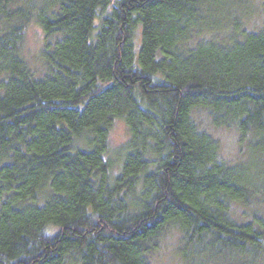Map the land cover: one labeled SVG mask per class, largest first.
<instances>
[{"label":"trees","instance_id":"obj_1","mask_svg":"<svg viewBox=\"0 0 264 264\" xmlns=\"http://www.w3.org/2000/svg\"><path fill=\"white\" fill-rule=\"evenodd\" d=\"M251 14L246 0H0V264H154L170 228L179 264H264ZM200 110L236 131L239 160ZM117 119L128 139L113 152Z\"/></svg>","mask_w":264,"mask_h":264},{"label":"rangeland","instance_id":"obj_2","mask_svg":"<svg viewBox=\"0 0 264 264\" xmlns=\"http://www.w3.org/2000/svg\"><path fill=\"white\" fill-rule=\"evenodd\" d=\"M252 14L247 17L246 23L248 26L257 27L264 19V0H246ZM243 22H245L243 20ZM42 35L40 29L35 25H29L26 32V55L33 58L38 55L41 45ZM140 46V27L136 31L134 37V51L138 52ZM198 122L202 127L208 130L219 142L221 154L228 160L237 161L241 158L240 145L238 143V135L233 128H215L210 124L209 117L206 111L200 110L197 112ZM128 139V130L122 119H117L109 134V148L111 151H116ZM116 156V155H115ZM115 161L116 158L114 157ZM179 232L170 228L166 230L160 237L157 251L152 254L154 264H179V257L176 255V245L178 244ZM227 264H231L230 261Z\"/></svg>","mask_w":264,"mask_h":264}]
</instances>
